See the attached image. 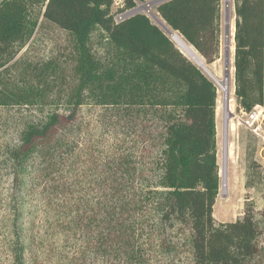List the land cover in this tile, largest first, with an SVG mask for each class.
<instances>
[{
    "label": "trees",
    "instance_id": "16d2710c",
    "mask_svg": "<svg viewBox=\"0 0 264 264\" xmlns=\"http://www.w3.org/2000/svg\"><path fill=\"white\" fill-rule=\"evenodd\" d=\"M113 1L0 0V106L50 108L4 151L11 264H47L45 239H30L23 222L40 197L61 235L47 249L55 264H264V223L251 208L231 222L213 217L216 85L147 15L116 21ZM145 1L123 0L118 11ZM156 11L206 65L217 58L220 0H165ZM234 13V96L248 112L264 106V0H234ZM41 16L72 35L68 92L57 61L10 72ZM83 106L123 135L110 155L85 144Z\"/></svg>",
    "mask_w": 264,
    "mask_h": 264
},
{
    "label": "rangeland",
    "instance_id": "374dc122",
    "mask_svg": "<svg viewBox=\"0 0 264 264\" xmlns=\"http://www.w3.org/2000/svg\"><path fill=\"white\" fill-rule=\"evenodd\" d=\"M163 1L165 0L136 2L134 8L119 12L118 9L123 6V0H114L111 11L115 15L116 21L136 13H143L161 28L152 14L142 7L144 4L151 3L153 14L161 19L157 14L156 7ZM234 21V0H220L219 53L212 63L207 64V67L217 77L228 78L232 103L231 112L228 113L221 95L216 106L215 122L219 168L225 148H228L229 156L226 170L227 187L223 193L220 191L221 177L218 169L219 189L213 206V217L217 223L231 222L242 217L244 212L251 208L253 216L264 223V111L263 117L259 121L261 125L259 135L239 123L243 114L237 108L234 96V60H229L227 52L228 43L232 39L234 40ZM100 34L99 30H95L90 42L92 49L98 55L103 52L100 48ZM72 50V35L41 16L33 36L13 60L10 72L12 75H18L20 67L24 63L40 64L49 59L57 61L62 67L60 75L67 76L63 89L68 92L74 85V81L70 80L69 76L72 75L71 69L75 63L72 58ZM229 67L232 69L230 70ZM209 78L213 81L211 77ZM49 109V106L34 108L0 106V264H11V243L13 240L10 226L13 212L10 191L13 180L10 169L6 166L4 151L18 139L23 124L29 121H38ZM99 113L97 107L83 106L82 116L86 124L84 141L87 146L99 149L100 152H97L100 155L106 156L110 155L115 146L123 144V135L109 120L104 122ZM41 198L36 202L30 200L27 202L26 207L29 213L23 218L25 234L29 235L31 239L32 234L37 237L36 232L41 233L40 237L45 239L42 258L46 260L47 264H55V259L50 258L51 253L47 249H50L48 245L51 243H58L61 235L57 234L55 237V230L51 226L52 215L46 207L44 199ZM261 239L264 243V235Z\"/></svg>",
    "mask_w": 264,
    "mask_h": 264
},
{
    "label": "bare ground",
    "instance_id": "6f19581e",
    "mask_svg": "<svg viewBox=\"0 0 264 264\" xmlns=\"http://www.w3.org/2000/svg\"><path fill=\"white\" fill-rule=\"evenodd\" d=\"M142 8H145L149 13L152 14L153 18L156 22L161 26V28L164 30V32L171 38V40L175 43V45L185 54L187 57L195 63L197 66H199L209 77L213 79L217 86V101H219L220 96L222 95V98L225 103L226 110L228 113L231 112V103L232 100L230 99V86L228 82L227 77H217L214 73H212L207 65L205 64L202 57L198 54V52L190 45L188 44L177 31H173L168 26H166L156 15L153 14L152 11V5L150 4H144ZM229 72V69H228ZM219 106V105H218ZM227 119V117H226ZM226 123V122H225ZM229 156V150L228 148L224 149V153L221 159V165L219 168V175L221 177V186L220 191L223 193L226 190L227 187V178H226V170H227V158Z\"/></svg>",
    "mask_w": 264,
    "mask_h": 264
},
{
    "label": "built area",
    "instance_id": "2783aa9c",
    "mask_svg": "<svg viewBox=\"0 0 264 264\" xmlns=\"http://www.w3.org/2000/svg\"><path fill=\"white\" fill-rule=\"evenodd\" d=\"M263 111L264 106L260 105H256L248 112L242 111L243 116L239 119V123L254 134L259 135V131L261 128L259 121L260 118L263 117Z\"/></svg>",
    "mask_w": 264,
    "mask_h": 264
},
{
    "label": "crops",
    "instance_id": "0c3cea01",
    "mask_svg": "<svg viewBox=\"0 0 264 264\" xmlns=\"http://www.w3.org/2000/svg\"><path fill=\"white\" fill-rule=\"evenodd\" d=\"M233 41L234 40L232 39V41L228 43V47H227L228 58L229 60L232 59V61L234 60V44H233L234 42ZM229 69L231 70L232 68L229 67Z\"/></svg>",
    "mask_w": 264,
    "mask_h": 264
}]
</instances>
